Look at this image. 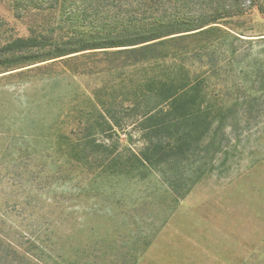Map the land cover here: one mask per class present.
<instances>
[{
    "label": "rangeland",
    "instance_id": "obj_1",
    "mask_svg": "<svg viewBox=\"0 0 264 264\" xmlns=\"http://www.w3.org/2000/svg\"><path fill=\"white\" fill-rule=\"evenodd\" d=\"M48 1L34 23L0 0L1 41L70 25ZM137 3L107 0L100 25L127 27ZM187 6L190 16L206 10ZM199 31L187 33L180 62L117 67L94 56L0 71V264H134L153 248L157 264H264V14ZM139 77L182 87L185 105L222 128V151L179 202L157 172L114 173L76 148L88 113L128 104Z\"/></svg>",
    "mask_w": 264,
    "mask_h": 264
},
{
    "label": "trees",
    "instance_id": "obj_2",
    "mask_svg": "<svg viewBox=\"0 0 264 264\" xmlns=\"http://www.w3.org/2000/svg\"><path fill=\"white\" fill-rule=\"evenodd\" d=\"M9 1L16 9H25L34 23L35 17H45L43 14L49 10L48 0ZM106 1L57 0L60 8L55 10L71 18V24L60 28L34 24L27 37L11 36L5 43L0 39V71L13 72L59 59L61 63L76 62L94 56L101 58L100 64L117 67L180 62L186 54L184 43L192 36L187 33L245 15L247 10L264 14V0H202L206 10L195 16L185 14L183 9L198 0H137L142 10L128 17L131 21L127 27L117 29L100 25L103 17L99 10ZM165 4L174 5V14L152 9ZM52 66L37 67L16 76ZM139 78L137 94L128 104L118 102L88 113L85 123H80L82 130L76 148L79 157L91 166L114 173L137 169L157 172L179 202L201 181L213 166L216 154L222 151V143L220 148L218 145L222 128H214L208 116L185 105L182 87L163 84L159 88L160 82L155 79ZM135 132L137 142L133 140ZM190 164L197 170L187 175L182 169Z\"/></svg>",
    "mask_w": 264,
    "mask_h": 264
},
{
    "label": "crops",
    "instance_id": "obj_3",
    "mask_svg": "<svg viewBox=\"0 0 264 264\" xmlns=\"http://www.w3.org/2000/svg\"><path fill=\"white\" fill-rule=\"evenodd\" d=\"M155 249L153 248L149 253L145 254V256H143V258L138 262V264H157V255L155 254ZM155 254V256H154ZM151 261L154 263H151Z\"/></svg>",
    "mask_w": 264,
    "mask_h": 264
}]
</instances>
